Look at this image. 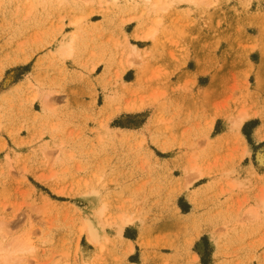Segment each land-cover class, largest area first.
Returning <instances> with one entry per match:
<instances>
[{
	"label": "rangeland",
	"instance_id": "obj_1",
	"mask_svg": "<svg viewBox=\"0 0 264 264\" xmlns=\"http://www.w3.org/2000/svg\"><path fill=\"white\" fill-rule=\"evenodd\" d=\"M0 254L264 264V0H0Z\"/></svg>",
	"mask_w": 264,
	"mask_h": 264
},
{
	"label": "bare ground",
	"instance_id": "obj_2",
	"mask_svg": "<svg viewBox=\"0 0 264 264\" xmlns=\"http://www.w3.org/2000/svg\"><path fill=\"white\" fill-rule=\"evenodd\" d=\"M192 1H194V0H192ZM149 35H152V33H149ZM133 47H135V46H133ZM71 49H72V42H71V40L70 41H67V43L64 45V53L65 54H68L70 51H71ZM134 49H136V48H134ZM253 114L251 113V112H245V111H242V112H240L235 118H233L232 120H231V126L232 127H236L237 129L241 126V124L243 123V121L245 120V119H247L248 117H251ZM131 222V218H130V216H125V215H121V217H120V223L117 225V227H118V229L119 230H122V228H123V226L125 225V224H127V223H130ZM88 233H89V235H88V238H89V240H91V241H97V237H96V235H95V233L93 232V230L91 229V228H89L88 227ZM18 244V243H17ZM15 246V245H14ZM17 246V245H16ZM24 247V246H23ZM18 248V247H17ZM16 248V249H17ZM25 249H27L28 250V246L27 247H24ZM23 249V248H22ZM21 249V250H22ZM24 249V250H25ZM15 251H18V250H15ZM14 251V252H15ZM9 255H11L10 254V252L8 253ZM8 255V256H9ZM12 256H14L13 255V253H12ZM8 258H10V256L8 257ZM7 258V259H8ZM15 258V257H14ZM0 260L3 262V261H5L6 260V257H5V255H3V254H0ZM7 261V260H6ZM5 261V262H6ZM4 262V263H5Z\"/></svg>",
	"mask_w": 264,
	"mask_h": 264
},
{
	"label": "crops",
	"instance_id": "obj_3",
	"mask_svg": "<svg viewBox=\"0 0 264 264\" xmlns=\"http://www.w3.org/2000/svg\"><path fill=\"white\" fill-rule=\"evenodd\" d=\"M248 121H249V119H248ZM248 121H245V122H248ZM256 126H257V125H256ZM256 126L253 127V130L255 129Z\"/></svg>",
	"mask_w": 264,
	"mask_h": 264
}]
</instances>
